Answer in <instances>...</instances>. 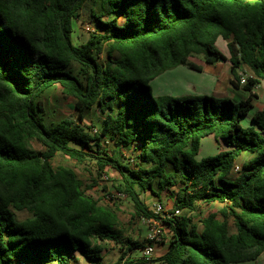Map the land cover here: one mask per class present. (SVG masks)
Masks as SVG:
<instances>
[{
  "label": "trees",
  "instance_id": "obj_1",
  "mask_svg": "<svg viewBox=\"0 0 264 264\" xmlns=\"http://www.w3.org/2000/svg\"><path fill=\"white\" fill-rule=\"evenodd\" d=\"M84 9L89 36L77 45L73 21ZM219 37L229 57L217 48ZM196 56L229 61L232 86L248 96L152 94L151 82L167 70L202 71ZM245 67L251 76L242 84ZM262 78L264 0H0V264H103L109 241L125 248L122 264L146 263L125 255L147 240L124 239L117 213L87 193L73 168H55L57 154L93 163L99 176L118 172L114 188L135 217L166 226L160 264L257 260L264 253V111L249 126L242 120ZM56 85L75 98L76 111L53 120L44 94ZM95 108L100 127L87 123ZM209 135L223 149L198 160ZM164 191L170 211L183 213L167 218L146 204L145 193L161 199ZM214 202L223 218L214 212L196 221L200 204ZM24 210L30 216L18 220Z\"/></svg>",
  "mask_w": 264,
  "mask_h": 264
},
{
  "label": "rangeland",
  "instance_id": "obj_2",
  "mask_svg": "<svg viewBox=\"0 0 264 264\" xmlns=\"http://www.w3.org/2000/svg\"><path fill=\"white\" fill-rule=\"evenodd\" d=\"M89 9H84L81 12V16L78 20L73 21V42L74 44H80L89 36V31L87 30V23L89 22ZM217 48L221 51H225L227 53V46L226 40L222 37H219L216 42ZM196 63H199V60H203L202 57L196 56L191 58ZM220 74L217 78H214L208 72H199L197 70H193L187 66L181 65L175 67L173 69L167 70L159 75H157L154 80L151 82L152 85V94L154 96L160 94H170L173 96L182 95L183 92H193L189 89L190 85H192V90L194 84H196L199 89L203 90L205 87L207 89H211L217 87V84L220 85L219 92L221 93H214L211 91H195L198 95H208V96H217L222 99L234 98L232 94H230L229 89H222L224 88L226 72L230 75V72L222 62V66L220 68ZM218 82V83H217ZM217 83V84H216ZM204 87V88H203ZM227 87V86H226ZM184 95V94H183ZM44 100L47 105V112L50 116V119L56 120L60 118L61 115H74L75 114V105L76 100L74 97L67 96L63 93L62 87L60 85H56L48 89L44 94ZM103 113L95 108L91 112V114L87 117V123H90V120L93 119L95 124L100 127L101 123V116ZM252 122L249 121L248 118L242 120V125L244 127L251 125ZM108 149L111 147L113 149V145L106 143ZM31 146L37 150L43 149L41 144L37 141L32 140ZM221 142H218L214 135H209L203 138L200 151L197 155V159L200 160L203 157L214 155L220 151L222 148ZM110 148V149H111ZM129 152L124 153L122 158L124 160L127 157ZM127 161V160H124ZM52 164L55 168L59 166H66L73 168L76 173L78 174L79 178L83 181L84 186L86 187L87 193L92 195L99 201V204L114 210L120 221V229L122 231V235L125 238L127 237H135L140 235L143 237L144 234L148 233V228L144 225L139 218L135 217L134 214V207L132 202L129 198L119 197L118 193L114 188V184L116 183L115 179L119 177L118 172L115 169H110L108 174L99 176L96 173V168L93 163H86V164H78L75 160L71 159L70 157L57 154L53 160ZM162 198L159 199L155 195L147 192L144 194V199L146 204L151 208L154 209V206L158 203H161L164 209L172 210L174 209L173 202L169 197V193L166 191L161 193ZM222 209V204L218 202L206 204L202 203L199 206V212H196L195 220H198V217L208 215L209 213L217 212L218 218H223L220 210ZM181 213H183L181 211ZM30 216L29 212L27 211H18L16 212V218L18 220H24ZM229 223L231 228L233 229V220L230 218ZM112 241H109L104 245V256L111 264H118L121 262L119 259L122 256L123 249L121 248L120 244H116L117 247L114 251V248L110 246ZM232 264H264V253L254 261H247V262H240V263H232Z\"/></svg>",
  "mask_w": 264,
  "mask_h": 264
},
{
  "label": "crops",
  "instance_id": "obj_3",
  "mask_svg": "<svg viewBox=\"0 0 264 264\" xmlns=\"http://www.w3.org/2000/svg\"><path fill=\"white\" fill-rule=\"evenodd\" d=\"M226 46H227V43H226ZM227 50H228V48H227ZM221 52L226 57H229V51H227V53H226L225 51L222 50ZM222 62H223V64L225 66H227V68H228V70L230 72V62L229 61H220V62H218L216 64H209V63L204 62L203 60H199V63H201V66H202V71H199V72H201V73L208 72L209 74H211L212 76H214V78H217L218 75L221 73L220 72V68L222 66ZM244 72H245L246 75L251 76V71L247 67L244 68ZM231 78H232L231 73L229 75L226 72L225 79L227 81H224V82H225V85L227 84L226 85L227 87L225 86L222 89H229L230 90L229 91L230 94H232L233 97H234V98H231V99H233L235 101H239V100L245 99L248 96V94L246 92L240 90V89L234 88L232 86L231 82H230L231 81ZM189 89H191V91H193V92H190L189 91V92H187L188 94L197 93L195 91H204V92L211 91V92H214V93H221V92H219V89H221V88H220V85H218V84H217V87H214V88H211V89H207L205 87L203 90H198L199 87L196 84H194V87H193L194 90H192V85H190ZM253 92L256 94V98L252 102V105L253 106H252L251 110L249 111L248 115L245 117V118H248L249 121H251V122H252L253 115H255L258 112L264 111V78H262V79L259 80V83L255 86ZM183 94H186V92H183ZM221 149H223V147ZM120 228L121 227L119 225L118 226V229L121 231ZM146 236H147V233L144 234L143 237H141V239H140V235L135 236V237H127V238H131L134 241L145 242ZM127 238H125V239H127ZM167 238L168 237H166L165 240L162 243L158 244L157 247L155 248V252L153 254V259L151 260L150 264H160V262L157 261L156 259L159 258L160 256H162L164 253H166V251L168 249V239ZM112 242H114V241H112ZM117 245H116L115 242L110 244V246H112L114 248V251H115ZM121 248L123 249V253H122V256H121V258H122L123 255H124L125 248L123 246H121ZM140 251L141 250H139V249L138 250H133V251L129 252L128 254H126L125 255V258H127L128 256L129 257L139 258ZM121 258L119 259L121 262H119L118 264H122L123 263V260H121ZM153 260H155V261H153ZM102 263L103 264H111L109 262V260H107L104 255H103Z\"/></svg>",
  "mask_w": 264,
  "mask_h": 264
},
{
  "label": "built area",
  "instance_id": "obj_4",
  "mask_svg": "<svg viewBox=\"0 0 264 264\" xmlns=\"http://www.w3.org/2000/svg\"><path fill=\"white\" fill-rule=\"evenodd\" d=\"M90 29V26H87V30ZM241 83H246L247 76L245 73L241 72ZM240 169L239 165H236L235 170L238 171ZM118 193V192H117ZM119 197L125 198L127 195L123 192L118 193ZM155 212H160L163 217L170 218L173 215H178L181 213L180 209H175L174 211L166 210L162 206L161 203H158L154 206L153 209ZM165 211V213H164ZM140 221L146 225L148 228V233L146 236V243L140 251V258L146 262L145 264H150L153 259V254L155 252V248L158 244L163 242L164 234H166L167 229L161 219L156 217H142Z\"/></svg>",
  "mask_w": 264,
  "mask_h": 264
}]
</instances>
